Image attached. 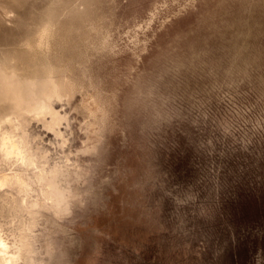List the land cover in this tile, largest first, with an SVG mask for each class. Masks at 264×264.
Wrapping results in <instances>:
<instances>
[{
    "label": "rangeland",
    "instance_id": "1",
    "mask_svg": "<svg viewBox=\"0 0 264 264\" xmlns=\"http://www.w3.org/2000/svg\"><path fill=\"white\" fill-rule=\"evenodd\" d=\"M0 240L264 264V0H0Z\"/></svg>",
    "mask_w": 264,
    "mask_h": 264
},
{
    "label": "bare ground",
    "instance_id": "2",
    "mask_svg": "<svg viewBox=\"0 0 264 264\" xmlns=\"http://www.w3.org/2000/svg\"><path fill=\"white\" fill-rule=\"evenodd\" d=\"M16 147H18V145ZM1 240H0V245L3 247V249L1 250L2 254H0V264H17V261H16L17 256L15 254L9 253V251L6 249V244Z\"/></svg>",
    "mask_w": 264,
    "mask_h": 264
}]
</instances>
